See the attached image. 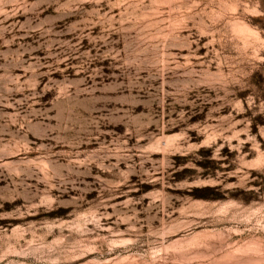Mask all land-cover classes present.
<instances>
[{
    "label": "rangeland",
    "instance_id": "obj_1",
    "mask_svg": "<svg viewBox=\"0 0 264 264\" xmlns=\"http://www.w3.org/2000/svg\"><path fill=\"white\" fill-rule=\"evenodd\" d=\"M0 264H264V0H0Z\"/></svg>",
    "mask_w": 264,
    "mask_h": 264
},
{
    "label": "trees",
    "instance_id": "obj_2",
    "mask_svg": "<svg viewBox=\"0 0 264 264\" xmlns=\"http://www.w3.org/2000/svg\"><path fill=\"white\" fill-rule=\"evenodd\" d=\"M192 191H193V195L195 197L206 198V197H208L207 192H209V191L214 192L215 188L214 187H209V186H204V187H200V188H194ZM217 196H218V194H216L213 197H217Z\"/></svg>",
    "mask_w": 264,
    "mask_h": 264
}]
</instances>
